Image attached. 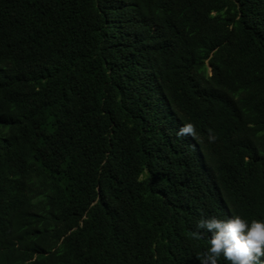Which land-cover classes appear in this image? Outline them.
Here are the masks:
<instances>
[{"label":"trees","instance_id":"obj_1","mask_svg":"<svg viewBox=\"0 0 264 264\" xmlns=\"http://www.w3.org/2000/svg\"><path fill=\"white\" fill-rule=\"evenodd\" d=\"M213 215L264 218V0H0V264H200Z\"/></svg>","mask_w":264,"mask_h":264},{"label":"clouds","instance_id":"obj_2","mask_svg":"<svg viewBox=\"0 0 264 264\" xmlns=\"http://www.w3.org/2000/svg\"><path fill=\"white\" fill-rule=\"evenodd\" d=\"M195 228L209 234L200 264H216L223 256L229 264H264V218L247 220L240 215L227 218L201 217Z\"/></svg>","mask_w":264,"mask_h":264}]
</instances>
